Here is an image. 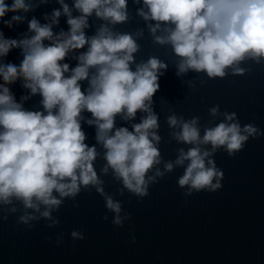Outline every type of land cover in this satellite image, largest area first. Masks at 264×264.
<instances>
[{"label":"clouds","instance_id":"1","mask_svg":"<svg viewBox=\"0 0 264 264\" xmlns=\"http://www.w3.org/2000/svg\"><path fill=\"white\" fill-rule=\"evenodd\" d=\"M132 2L152 43L171 48L178 78L190 72L209 80L244 76L252 69L242 64L264 65V0ZM48 3L0 0L4 28L28 26L15 39L0 30V220L20 213L17 223L29 231L41 221L56 228L60 220L54 214L65 201L79 208L77 197L94 190L113 215V226L122 228L131 214L123 210L115 193L105 190L103 177L108 176L120 185L119 196L127 192L138 203L177 168L183 169L177 184L184 197L221 190L224 172L215 155L223 150L235 158L250 139H259L264 132L254 123L242 126L235 112H221L219 104L208 109L210 126L201 124L199 116L186 119L169 109V143L182 146L175 149V159L164 160L153 97L169 64L157 56L136 61L137 40L144 30L122 32L115 27L133 19L128 0H72L71 5L56 0L59 8L42 15L45 23L35 16L28 19L29 13ZM93 16L102 23L89 36ZM61 17L66 18L67 31L59 27ZM13 50L22 57L19 64L6 59ZM67 60L77 61L76 66ZM17 82L26 92L19 102L11 90ZM81 82H87L83 91ZM182 82L196 91L195 79ZM205 83L200 80L201 86ZM35 96L41 97L42 110L25 107ZM117 118L129 126L118 127ZM82 124L95 128L92 146L85 143ZM98 160L104 161L99 173ZM101 219L108 221L109 216ZM70 235L73 241L85 239L81 230ZM130 236L135 244V236ZM45 240L52 243L50 236ZM55 243L57 247L64 243L62 232Z\"/></svg>","mask_w":264,"mask_h":264},{"label":"water","instance_id":"2","mask_svg":"<svg viewBox=\"0 0 264 264\" xmlns=\"http://www.w3.org/2000/svg\"><path fill=\"white\" fill-rule=\"evenodd\" d=\"M11 2L6 0L8 4ZM66 2L71 5L72 0ZM53 8L59 5L56 0H49L47 6L29 13L28 19L35 16L43 24L42 15ZM128 10L133 19L115 27L122 32L144 30L143 38L137 40L140 51L135 55L136 61L157 56L169 64L159 79V91L153 97L154 110L159 114L160 151L164 160L175 159V149L182 146L175 141L169 143L166 123L169 109L186 119L199 116L201 124L209 125L213 118L208 109L219 104L221 112H235L242 126L254 123L264 132V65L242 64L252 69L244 76L228 75L224 79L209 80L204 74L190 72L178 78L171 48L152 43L145 22L135 16L136 6L132 0H128ZM10 17L11 14L5 19ZM100 23L93 16L92 28L86 35H93ZM59 27L68 30L66 18L61 17ZM27 28L24 23L10 31L0 23L5 36L14 39ZM58 31L54 28V32ZM6 59L19 64L22 57L19 50H13ZM66 62L71 67L77 63L75 60ZM191 79L196 81V91L182 82ZM201 79L206 80L203 86ZM81 83L83 91L87 82ZM11 90L17 102L26 94L19 82ZM40 99V96L33 97L25 107L42 110ZM85 115L91 116L90 113ZM140 115L137 113V123ZM220 119L223 117H217L216 123ZM117 126L128 127L129 124L117 118ZM82 129L87 136L85 143L95 144V128L82 124ZM214 159L224 172L223 187L216 193L200 192L184 197L177 184L183 169L177 168L150 187V196L138 203L127 192L119 196L120 185L111 176L103 177L105 190L115 193L116 199L123 201V210L131 214V219L119 229L113 226V215L107 212L103 199L94 190L77 197L79 208H73L72 202L66 200L54 214L60 220L56 228L49 229L46 222L41 221L29 231L17 223L20 213L10 215L7 221L0 220V264H264V136L250 139L235 158H229L221 150ZM103 164V160L96 162L98 173ZM104 215L109 216L108 221L101 219ZM73 230L83 231L85 239L73 241L70 235ZM61 232L64 243L57 247L56 235ZM130 233L136 238L135 244ZM47 236L52 237V243L46 242Z\"/></svg>","mask_w":264,"mask_h":264}]
</instances>
